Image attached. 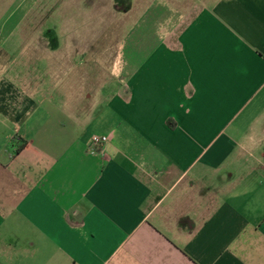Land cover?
<instances>
[{
    "label": "crops",
    "instance_id": "crops-1",
    "mask_svg": "<svg viewBox=\"0 0 264 264\" xmlns=\"http://www.w3.org/2000/svg\"><path fill=\"white\" fill-rule=\"evenodd\" d=\"M39 1L0 0V264H264V0H150L116 49Z\"/></svg>",
    "mask_w": 264,
    "mask_h": 264
},
{
    "label": "rangeland",
    "instance_id": "rangeland-1",
    "mask_svg": "<svg viewBox=\"0 0 264 264\" xmlns=\"http://www.w3.org/2000/svg\"><path fill=\"white\" fill-rule=\"evenodd\" d=\"M148 1L150 0H40L39 7L37 6V11L31 15L30 20L38 17L37 15L41 14L40 10H42V14L47 15H42L43 17L40 18L60 22L62 12H65L66 22L70 23L66 29H72L73 24L77 23H79L82 33L88 29L96 28L97 34L112 35L110 36L112 48L116 49L118 40H120V30L124 28L121 27L122 21L130 22L142 7L148 5ZM41 5L46 7V11L40 9ZM23 28L19 32L24 30ZM122 35L125 33L123 32Z\"/></svg>",
    "mask_w": 264,
    "mask_h": 264
},
{
    "label": "built area",
    "instance_id": "built-area-1",
    "mask_svg": "<svg viewBox=\"0 0 264 264\" xmlns=\"http://www.w3.org/2000/svg\"><path fill=\"white\" fill-rule=\"evenodd\" d=\"M108 143L107 136H94L91 140V152L92 154L101 153L104 146Z\"/></svg>",
    "mask_w": 264,
    "mask_h": 264
}]
</instances>
